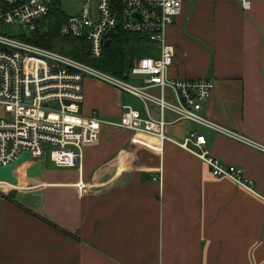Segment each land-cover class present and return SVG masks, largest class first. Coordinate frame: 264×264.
Listing matches in <instances>:
<instances>
[{"label":"crops","instance_id":"obj_1","mask_svg":"<svg viewBox=\"0 0 264 264\" xmlns=\"http://www.w3.org/2000/svg\"><path fill=\"white\" fill-rule=\"evenodd\" d=\"M181 1L166 34L168 76L212 81L202 116L264 146V0ZM83 95L84 115L118 119L130 106L146 117L138 99L94 79ZM191 133L251 190L170 141L103 128L81 169L45 153L0 185V264H264V152L196 123L164 126L176 142Z\"/></svg>","mask_w":264,"mask_h":264},{"label":"built area","instance_id":"obj_2","mask_svg":"<svg viewBox=\"0 0 264 264\" xmlns=\"http://www.w3.org/2000/svg\"><path fill=\"white\" fill-rule=\"evenodd\" d=\"M57 1L0 0V111L5 116L0 117V167L8 166L25 153L30 159L48 153L58 167L81 169L82 149L95 144L103 128H111L151 136L160 142L170 141L202 160L213 176L226 177L251 190L252 183L242 177L241 169L224 166L211 157L202 135L191 133L184 141L176 142L164 134L165 125L188 121L264 152V146L218 127L202 116L212 81L168 76L175 49L168 43L166 34L181 12V0H77L84 3L81 12L72 17L63 15L59 37L87 44L89 58L94 62L107 48L104 42L111 45V37L117 31L134 35L140 43H153V51L136 61L133 57L132 66L125 71L128 77L138 78L140 84L25 41L38 30H50L55 21L51 12L58 7ZM248 4L242 2L245 8ZM11 23L20 27V35L4 30ZM86 78L135 97L146 117L130 106L122 107L118 119H105L96 112L82 114ZM168 94L173 101L168 99ZM152 107L158 110L159 118L151 116ZM166 112L175 115V121L167 122ZM4 183L0 181V185ZM82 188L83 185L78 186Z\"/></svg>","mask_w":264,"mask_h":264},{"label":"trees","instance_id":"obj_3","mask_svg":"<svg viewBox=\"0 0 264 264\" xmlns=\"http://www.w3.org/2000/svg\"><path fill=\"white\" fill-rule=\"evenodd\" d=\"M63 15L60 9L55 6L51 12V16L55 21H53L50 30L48 32H40L38 30L31 38L25 39V41L43 48L57 50L76 60L94 65L96 68L103 71L110 72L119 78L127 79V76L124 74L128 68L126 62V47L130 43H135V36L117 31L111 37V45L103 49L101 57L94 62L89 58L87 44L81 40L67 38L71 43L68 45L69 47L59 43L61 40L59 37V28L61 22L64 21Z\"/></svg>","mask_w":264,"mask_h":264},{"label":"rangeland","instance_id":"obj_4","mask_svg":"<svg viewBox=\"0 0 264 264\" xmlns=\"http://www.w3.org/2000/svg\"><path fill=\"white\" fill-rule=\"evenodd\" d=\"M57 5L59 9L62 11L65 17H72L79 14L83 8L84 3L77 0H58ZM4 30L13 35H20L22 33L19 26L15 23L8 24L4 27ZM34 34V33H32ZM31 34V35H32ZM61 40L59 43L65 44V46L69 47L71 43L67 38H60ZM72 39V38H71ZM135 51H134V60L136 61L138 58L142 57L143 55L148 54L153 48L154 44L150 42L140 43L135 40ZM128 58L126 57V62ZM128 66V64H127ZM131 80H137V78L131 77ZM105 85V84H104ZM0 117L4 118L5 116L0 111Z\"/></svg>","mask_w":264,"mask_h":264},{"label":"water","instance_id":"obj_5","mask_svg":"<svg viewBox=\"0 0 264 264\" xmlns=\"http://www.w3.org/2000/svg\"><path fill=\"white\" fill-rule=\"evenodd\" d=\"M109 45H110L109 41L104 42L105 47H108ZM126 52L128 55V67H131L133 63V57H134V44L133 43H130L127 45ZM29 160H30V155L28 153H25L19 159L9 164L8 166L0 167V181H4V182L14 185L16 183V179L12 175L13 169L16 166H19L20 164L26 161H29Z\"/></svg>","mask_w":264,"mask_h":264}]
</instances>
